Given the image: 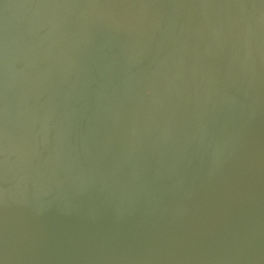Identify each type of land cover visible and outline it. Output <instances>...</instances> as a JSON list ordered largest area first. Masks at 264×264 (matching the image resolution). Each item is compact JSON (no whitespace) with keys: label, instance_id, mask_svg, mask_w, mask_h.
<instances>
[{"label":"water","instance_id":"obj_1","mask_svg":"<svg viewBox=\"0 0 264 264\" xmlns=\"http://www.w3.org/2000/svg\"><path fill=\"white\" fill-rule=\"evenodd\" d=\"M0 264H264V2L0 0Z\"/></svg>","mask_w":264,"mask_h":264},{"label":"snow or ice","instance_id":"obj_2","mask_svg":"<svg viewBox=\"0 0 264 264\" xmlns=\"http://www.w3.org/2000/svg\"><path fill=\"white\" fill-rule=\"evenodd\" d=\"M262 2H264V0H262Z\"/></svg>","mask_w":264,"mask_h":264}]
</instances>
